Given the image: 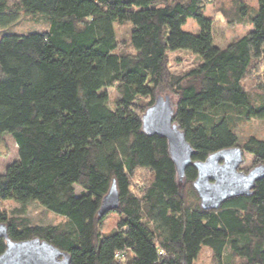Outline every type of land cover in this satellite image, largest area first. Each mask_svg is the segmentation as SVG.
Masks as SVG:
<instances>
[{"label":"trees","instance_id":"1","mask_svg":"<svg viewBox=\"0 0 264 264\" xmlns=\"http://www.w3.org/2000/svg\"><path fill=\"white\" fill-rule=\"evenodd\" d=\"M211 1L0 0V27L21 12L47 24L0 34V141L10 135L18 151L0 173L11 240H47L68 264H193L202 248L214 264H264V177L249 195L204 210L196 169L179 180L167 140L142 129L146 108L168 95L192 162L236 146L264 164V139L237 132L264 120V0L250 12L241 0H229L230 12L218 6L227 23L249 26L224 48L213 43ZM189 18L196 32L182 28ZM115 23L127 37L117 39ZM180 51L197 61L174 72L171 53ZM112 182L118 207L99 216ZM3 200L34 201L61 219L33 223L22 210L8 214ZM109 214L117 220L105 232Z\"/></svg>","mask_w":264,"mask_h":264},{"label":"water","instance_id":"2","mask_svg":"<svg viewBox=\"0 0 264 264\" xmlns=\"http://www.w3.org/2000/svg\"><path fill=\"white\" fill-rule=\"evenodd\" d=\"M173 108L168 95L157 96L146 108L141 124L148 135H159L167 140L168 153L181 180L188 166H193L197 175L193 187L204 210L218 209L226 200L249 195L255 183L264 177V164H257L248 172L240 170L244 161L239 147H230L211 153L203 161H191L193 149L184 133L172 122ZM119 204V194L112 182L100 202L98 215L114 210ZM0 239L5 249L0 254V264H68L69 256L47 240L32 237L13 241L8 237L7 226L0 222Z\"/></svg>","mask_w":264,"mask_h":264},{"label":"rangeland","instance_id":"3","mask_svg":"<svg viewBox=\"0 0 264 264\" xmlns=\"http://www.w3.org/2000/svg\"><path fill=\"white\" fill-rule=\"evenodd\" d=\"M241 1L248 6V12L256 7V0ZM7 2L12 8H16L15 5L18 0H7ZM218 6L225 8L229 12L231 11L229 0H212L207 6L206 14L212 18L214 45L219 48H224L234 38L244 35L248 31L249 26L247 25L246 19H244L242 24L227 23L222 13L218 10ZM46 27V21L41 15L27 16L21 12L17 21L8 26L0 27V34L5 32L25 33L33 30H43ZM182 28L191 32H196L198 30V26L195 21L190 18L187 19ZM114 29L118 40H121L120 38L127 37L128 30L126 26L121 28L117 23H115ZM174 55L179 57L178 60L171 63V69L174 72L185 71L193 66L197 61V58L187 51L171 53V56ZM106 91L109 94L110 104L113 105L115 99L117 98L116 89L114 87H107ZM237 132L241 136L255 134L257 137L264 139V120L251 119L249 121H244L237 127ZM243 158L244 161L240 166V170L248 172L251 168L257 165L254 162V156L246 151L243 153ZM17 160V145L10 135H3L0 141V173L4 172V169L8 164ZM75 191L76 194H80L81 189L78 186H75ZM1 206L6 212H8V214H11L12 210L15 209L22 210V214L24 216L29 218L33 223L37 224L55 223L61 219L60 215L46 210L34 201L20 205L14 200H3L1 201ZM116 220L117 215H107L100 226L101 230L106 232L112 229L115 226ZM193 264H214L211 252L207 248H202Z\"/></svg>","mask_w":264,"mask_h":264}]
</instances>
